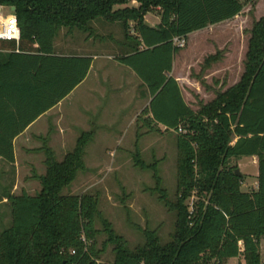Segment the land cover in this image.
I'll return each instance as SVG.
<instances>
[{
	"label": "trees",
	"instance_id": "1",
	"mask_svg": "<svg viewBox=\"0 0 264 264\" xmlns=\"http://www.w3.org/2000/svg\"><path fill=\"white\" fill-rule=\"evenodd\" d=\"M136 1L137 4H132ZM249 0H0L11 8L20 29L18 41L0 38V157L14 161L13 139L41 113L65 97L89 70L92 57L59 54L54 37L61 27L91 33L97 17L118 21L124 37L115 56L146 84L149 104L138 116L150 129L177 132V192L168 199L152 165L155 189L175 210L171 238L161 243L154 230L145 242L127 246L110 222L102 218L106 239L96 244V196L62 194L85 168L83 153L92 131H83L75 146L57 160L45 148V172L37 175L35 193L6 195L11 223L0 230V264H224L242 255V264H262L264 237V15L253 21L238 81L196 110L183 99L169 74L175 35H186L238 14ZM116 5H121L117 6ZM157 11L159 22L144 23ZM217 51L205 63L219 58ZM257 157V186L241 188L232 157ZM135 163L146 167L135 155ZM192 190L193 209L186 203ZM241 242V244H239ZM112 244L113 260H101ZM70 249H74L71 253Z\"/></svg>",
	"mask_w": 264,
	"mask_h": 264
},
{
	"label": "rangeland",
	"instance_id": "2",
	"mask_svg": "<svg viewBox=\"0 0 264 264\" xmlns=\"http://www.w3.org/2000/svg\"><path fill=\"white\" fill-rule=\"evenodd\" d=\"M131 3L137 4L136 1ZM2 11L10 12V8L4 5ZM262 15L264 0H249L227 22L200 32L192 31L186 37V44L175 51L173 68L178 70L177 75L188 84L189 87L183 88V92L193 108L198 109L201 104L213 99L218 91L239 80L251 26ZM144 18L151 22L157 21L159 15L157 11H152L147 12ZM91 25V33L61 27L54 37V47L64 51L61 43L69 42L81 44L101 55L122 52L119 40L124 34L118 21L110 22L97 17L91 21ZM217 51L220 58L206 64V57ZM99 59L113 62L115 56ZM123 66L126 67L124 64ZM181 71L184 73L183 77ZM123 74L122 69H115L108 77L104 76L103 81L98 76L95 79L93 73L90 74L54 110H60L68 132L67 145L65 143V148L62 147L64 149L52 146L57 160L62 159L73 148L83 130L93 126L91 120L94 122V134L85 145L83 153L85 168L77 172L72 182L62 188L61 193H90L96 196L100 215L95 217L94 227L98 230L96 244L99 248L106 239L102 218L110 222L114 231L122 235L130 248L145 242L146 229L154 230L160 242L165 243L171 238L175 227V210L166 206L159 197V191L155 189L152 165L157 167L160 186L165 189L168 199L174 201L177 192V131L164 129L162 126L150 129L141 119H137L142 109L139 106L140 99H135L133 92L130 95L121 92L114 76ZM135 81L133 85L136 87ZM144 102L145 99L142 104ZM99 108H103V111L96 112ZM47 120L46 115L41 117L29 131L46 127L49 124ZM29 140L30 146L40 142L32 137ZM15 153L20 161L17 169L14 165L9 166L8 162L2 163L6 162L5 159H0V230L11 223L9 203L2 199L5 200L4 197L11 190L16 194L21 191L35 193L41 187L37 175L45 172L43 164L31 168L28 162L23 161L25 153L19 143L15 145ZM135 155L141 158L146 167L135 163ZM33 156L38 165L37 158L44 155L42 152ZM230 164L241 171L243 190L256 188L258 166L255 155L232 157ZM196 199L197 195L192 190L186 199L189 210L193 209ZM260 254L264 264V237L260 239ZM113 255L112 244H107L101 260L112 261ZM243 261L242 255H239L230 257L224 264H242Z\"/></svg>",
	"mask_w": 264,
	"mask_h": 264
},
{
	"label": "crops",
	"instance_id": "3",
	"mask_svg": "<svg viewBox=\"0 0 264 264\" xmlns=\"http://www.w3.org/2000/svg\"><path fill=\"white\" fill-rule=\"evenodd\" d=\"M11 12H13V10L10 8V12L9 13H11ZM233 17L225 19V20H222V21H219L217 23L208 24L205 27H202V28L194 30V31H196V32L199 31L200 32V31L206 30V29H208L210 27H213V25L223 24V23L227 22L228 20L232 19ZM149 22H151V21H149ZM158 22H159V19L157 21H152L151 23L153 25H155ZM190 33L187 34V37L190 35ZM61 45H62V48H64V51L57 50L54 47L56 53H59V54L75 53V54L89 55V56L92 57L91 64H90L89 70L87 72V75L69 93H71L73 90L77 89V87H79L81 84H83L87 80L89 75L92 74V73H93L95 79H98L97 78V76H98V77H100V80L103 81L104 80V76L108 77L110 75L111 71H114L115 69H120V70L122 69V71L124 72L123 75H121V76L114 75L117 78L118 87L120 88V91L123 92L124 94H129V95H130V92H133L132 95L134 96V98L135 99L139 98L140 101H141V103H140L141 105H139L140 109L145 107V106H147L149 104L151 95L149 93V90H148L146 84L143 83V81L137 76V74L129 66H127V65H126V67L123 66V63H120L116 59L113 60V62H108V60L105 61V60L99 59L100 57H105V56H107L110 59V58L116 56L117 54H106V55L103 54V55H101L100 53L93 52V51H91L90 48H85L81 44H78V43L63 42V44L61 43ZM173 67L174 66H173V61H172V69L169 72V74L173 75L176 78V80H177V82H178V84L180 86L181 94H182L183 99L185 100V102L192 109L196 110L195 108H193L191 106L190 101L187 99L185 93L183 92V88L187 87L188 84L185 82V80L183 78H181V77H179L177 75L178 70L175 71V69ZM174 71L176 72V74L174 73ZM181 73H182V71H181ZM126 75H127V78L125 77ZM183 75H184V73L181 74L182 77H183ZM134 77H136V78H134ZM185 78L187 80L191 81L190 77L186 76ZM134 79H136V81ZM133 81H135L136 87L133 85ZM195 82H197V81H195ZM195 82H193V83H195ZM135 90H136V92H135ZM144 99H145V102L142 104V100H144ZM61 100H59L55 105H53L52 107H50L49 109H47L46 111L41 113L31 123H29L22 132H20L19 134H17L14 137V139H13L14 161L13 162H8L9 166L14 165L16 167V169L19 168V163H20L19 157H17L16 153H15V145H17V143H19V145L22 146L23 153H25V155H24L25 158H23V161L28 162V164H29V166L31 168L38 167L40 164H43L44 167L46 168V165H45V162H44V160H45V148L46 147L50 148L52 150L53 154H54V149H53L52 146H54V147L56 146L58 148L59 147H61V148L64 147L65 148V146L67 145V141H68L67 126L64 125V123H63L64 122V117L61 115L60 110H58V112L54 111L55 108L60 105ZM204 103H206V102H204ZM102 111H103V108L102 109H100V108L96 109V112H102ZM45 115L48 117L47 121L49 122V124L46 127L42 126L41 129L40 128H38L37 130L35 129L36 131L35 130L29 131L35 125V123L41 117H43ZM52 117H53V119H52ZM91 125L94 126V122L92 120H91ZM93 126H91L87 130H83V131H88V130L92 131L91 138H92V136L94 134V129H93L94 127ZM160 126H162V125H160ZM162 127H164V126H162ZM29 137H32L33 139L37 138V140H39L40 142H38V144L34 143V144H32L33 146H30ZM91 138L89 139V141L91 140ZM65 143H66V145H65ZM74 146H75V144H74ZM64 148H62V149H64ZM42 152H43L44 156L40 157V158L37 156L38 157L37 158L38 159L37 163H39L37 165L35 163L33 154L34 155L35 154L38 155V154H40ZM54 156H55V154H54ZM1 158L2 157H0V159ZM2 163L7 164V161L6 162H2ZM39 174H41V173H39ZM10 193L16 194V193H14L13 190H11ZM4 198H5V200L2 199V201H6L7 197L5 196Z\"/></svg>",
	"mask_w": 264,
	"mask_h": 264
},
{
	"label": "built area",
	"instance_id": "4",
	"mask_svg": "<svg viewBox=\"0 0 264 264\" xmlns=\"http://www.w3.org/2000/svg\"><path fill=\"white\" fill-rule=\"evenodd\" d=\"M4 5L0 4V38L1 39H13L18 41L20 38V29L17 23L16 16L14 12L3 13L2 7ZM186 35H175L172 37V42L177 47H183L186 44ZM177 132L184 131V128L179 124L176 128ZM241 244V242H239ZM73 253L74 249H70Z\"/></svg>",
	"mask_w": 264,
	"mask_h": 264
},
{
	"label": "water",
	"instance_id": "5",
	"mask_svg": "<svg viewBox=\"0 0 264 264\" xmlns=\"http://www.w3.org/2000/svg\"><path fill=\"white\" fill-rule=\"evenodd\" d=\"M11 9L14 10V9H15L14 6H11ZM144 23L147 24V25H153V24H152L151 22H149L148 20H144ZM234 170H235V173H236L237 175H241V174H242L238 167H236Z\"/></svg>",
	"mask_w": 264,
	"mask_h": 264
}]
</instances>
